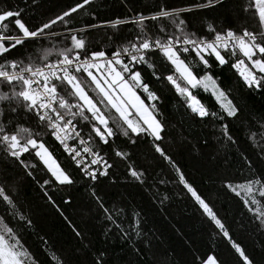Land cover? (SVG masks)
<instances>
[{"label":"trees","instance_id":"16d2710c","mask_svg":"<svg viewBox=\"0 0 264 264\" xmlns=\"http://www.w3.org/2000/svg\"><path fill=\"white\" fill-rule=\"evenodd\" d=\"M77 2L0 0V9H22L24 21L36 26L62 14ZM196 2L198 0H91L90 5L72 15L71 27L86 29L90 47L111 49L115 45L109 42L108 36L124 38L134 34L137 27L130 21L138 13L150 16L161 6L191 9ZM246 3L248 0H224L214 8L192 9L181 15L187 30L200 34L206 32L209 23L217 30L225 27L238 32L243 28L259 30L255 9L242 10ZM116 19L125 23L116 29L110 28L107 22ZM156 23L145 21L148 29H153ZM91 24L101 27L88 28ZM53 30L65 31L60 22ZM57 43L56 40L46 42L44 47L51 48ZM29 55H42V50L29 45L13 51L9 58ZM154 59L158 74H169V66L159 53L154 54ZM210 62L211 72L219 78L220 86L242 109L239 119L227 121L236 143L221 136L218 122L194 117L167 81H156L146 66L137 67L160 96L157 103L164 122L161 147L222 220L232 240L241 245L254 264H264V232L257 228L240 199L225 187L226 183H242L264 174V153L254 148L248 139L252 133H257L255 139L264 143L258 123L264 115V92H254L243 85L231 68L234 59L224 67H218L214 59ZM193 91L210 110H218L210 94L202 89ZM45 142L74 183H57L38 160L26 155L30 164L37 165L29 176L23 168L11 160L6 161L0 154V186L6 188L17 209L31 221V226L9 215L2 203L0 217H7L38 264H54L53 253L63 264H95L101 252L105 253V264H199L197 257L206 258L209 254L217 257L219 264H242L230 243L179 183L175 170L154 152L147 138L140 137L133 144L127 137L117 134L109 145L100 146L101 155L113 167L106 177H99L97 181L87 179L50 136L45 137ZM113 149L127 152L128 159L116 157ZM129 165L144 173L142 183L129 175ZM44 180L50 182L44 184ZM93 191L107 208L124 210L118 222L133 236L135 243L125 242L118 230L112 228L91 195ZM134 213H139L140 237L132 231ZM73 229L81 235L77 236Z\"/></svg>","mask_w":264,"mask_h":264},{"label":"snow or ice","instance_id":"6c2138e0","mask_svg":"<svg viewBox=\"0 0 264 264\" xmlns=\"http://www.w3.org/2000/svg\"><path fill=\"white\" fill-rule=\"evenodd\" d=\"M223 2L198 0L191 9L161 6L150 16L138 13L130 21L137 27L134 34L124 38L108 36L109 42L115 45L111 49L90 47L86 29L71 27L72 15L90 5L91 0H78L62 14L36 26L24 21L22 9H0V154L6 161L11 160L23 168L29 176L33 175L31 169L37 165L30 164L25 156L34 157L52 179L63 185L74 181L50 151L45 137L55 140L83 175L92 181L106 177L113 167L101 155L100 146L109 145L117 134L127 137L133 144L140 137L147 138L154 152L175 170L179 183L230 243L242 264H254L241 245L232 240L212 207L188 183L181 169L161 147L159 142L163 139L164 122L157 103L160 96L144 80L137 67L146 66L156 81H167L194 117L218 122L217 130L221 136L236 143L227 121L239 119L242 109L220 86L219 78L211 72L210 61L214 59L218 67H224L234 59L231 68L243 85L251 91L264 92V0H248L242 7L245 12L255 9L259 30L243 28L238 32L231 27L217 30L209 23L206 32L200 34L188 31L181 15L192 9L214 8ZM146 20L157 23L153 29H148ZM57 22L64 27V32L53 30ZM122 23L125 21L120 19L107 22L112 29ZM99 27L101 25L88 26L91 29ZM53 40L58 43L51 48L44 47L46 42ZM29 45L38 46L42 55L9 58L13 51ZM155 53H159L169 66V74H158ZM201 70L202 74H199ZM198 89L211 95L217 111L210 110L194 94L193 90ZM258 123L259 135L264 141V115ZM256 135L252 133L248 139L254 148L264 153V143L257 141ZM113 151L116 157L128 159L127 152ZM128 173L133 180L143 182L144 173L134 166L129 165ZM49 182L44 180V184ZM225 187L240 199L257 228L264 232V174L242 183L229 182ZM91 195L122 239L135 243L133 236L118 222L124 210L109 209L95 191ZM0 203L9 215L31 226V221L17 209L14 199L3 186H0ZM134 217L132 231L140 237L139 213H134ZM76 235L81 234L76 231ZM104 257L105 253H99L95 264H105ZM51 260L54 264H63L55 253ZM197 260L199 264H219L212 254L206 258L197 257ZM0 264H38L7 217H0Z\"/></svg>","mask_w":264,"mask_h":264},{"label":"built area","instance_id":"2783aa9c","mask_svg":"<svg viewBox=\"0 0 264 264\" xmlns=\"http://www.w3.org/2000/svg\"><path fill=\"white\" fill-rule=\"evenodd\" d=\"M70 143H71V141H70ZM92 167H96V166H92Z\"/></svg>","mask_w":264,"mask_h":264}]
</instances>
